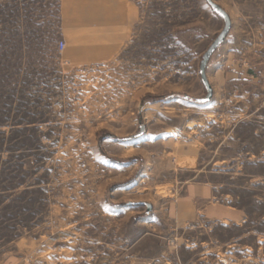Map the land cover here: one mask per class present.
I'll return each instance as SVG.
<instances>
[{"label":"rangeland","instance_id":"374dc122","mask_svg":"<svg viewBox=\"0 0 264 264\" xmlns=\"http://www.w3.org/2000/svg\"><path fill=\"white\" fill-rule=\"evenodd\" d=\"M61 1L0 0V264H264V0H212L206 104L207 0H131L89 67L62 61ZM196 185L244 216L182 220Z\"/></svg>","mask_w":264,"mask_h":264},{"label":"crops","instance_id":"0c3cea01","mask_svg":"<svg viewBox=\"0 0 264 264\" xmlns=\"http://www.w3.org/2000/svg\"><path fill=\"white\" fill-rule=\"evenodd\" d=\"M138 18L139 8L131 0H62L60 33L66 44L62 61L89 67L115 59L132 38ZM211 198L212 189L206 185L192 187L178 215L182 220L193 219L205 208L206 214L222 222L244 216L232 207L206 205Z\"/></svg>","mask_w":264,"mask_h":264},{"label":"water","instance_id":"95a60500","mask_svg":"<svg viewBox=\"0 0 264 264\" xmlns=\"http://www.w3.org/2000/svg\"><path fill=\"white\" fill-rule=\"evenodd\" d=\"M208 4L212 7L213 11L216 12L219 16H221L224 19L225 26L222 30L221 34L217 37V39L214 41V43L211 45V47L208 49V51L203 56V60L201 62L200 66V74L203 81V84L207 91V96L203 99H196L194 100L198 104H206L209 103L213 98V89L208 81L206 69L208 62L212 56V54L215 52V50L224 42L226 39L230 29H231V20L228 14L217 4H215L212 0H207ZM144 132V128H142L141 134ZM144 205V204H141ZM147 206L148 211H152V205L145 204Z\"/></svg>","mask_w":264,"mask_h":264},{"label":"built area","instance_id":"2783aa9c","mask_svg":"<svg viewBox=\"0 0 264 264\" xmlns=\"http://www.w3.org/2000/svg\"><path fill=\"white\" fill-rule=\"evenodd\" d=\"M65 48H66V44L63 41H61L58 44V49H59L60 53H62L65 50Z\"/></svg>","mask_w":264,"mask_h":264}]
</instances>
